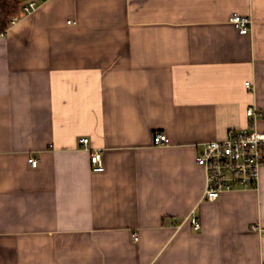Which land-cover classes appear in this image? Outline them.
<instances>
[{
  "label": "crops",
  "instance_id": "crops-1",
  "mask_svg": "<svg viewBox=\"0 0 264 264\" xmlns=\"http://www.w3.org/2000/svg\"><path fill=\"white\" fill-rule=\"evenodd\" d=\"M37 2L0 35V264H264V166L212 202L196 164L264 132V0Z\"/></svg>",
  "mask_w": 264,
  "mask_h": 264
},
{
  "label": "built area",
  "instance_id": "built-area-1",
  "mask_svg": "<svg viewBox=\"0 0 264 264\" xmlns=\"http://www.w3.org/2000/svg\"><path fill=\"white\" fill-rule=\"evenodd\" d=\"M37 0H29L23 6L22 14H30L37 8ZM20 18V16H19ZM13 18L11 24L19 20ZM230 23L242 35L251 32L253 19L249 16L235 14L230 18ZM250 86V83H246ZM248 124L241 129H232L222 140L203 142L196 156V164L205 172L204 199L215 201L222 194L231 191L258 188L261 168L264 166V132L256 126V118L260 112L254 107L246 109ZM82 146L89 145V138L80 140ZM154 145H169L170 138L164 133H156ZM91 168L94 173L105 171V162L100 150H95L90 155ZM33 167L38 166V160L30 158ZM195 230L200 228L196 218L192 219Z\"/></svg>",
  "mask_w": 264,
  "mask_h": 264
},
{
  "label": "trees",
  "instance_id": "trees-1",
  "mask_svg": "<svg viewBox=\"0 0 264 264\" xmlns=\"http://www.w3.org/2000/svg\"><path fill=\"white\" fill-rule=\"evenodd\" d=\"M29 0H0V35L11 25L14 17L22 15L23 5Z\"/></svg>",
  "mask_w": 264,
  "mask_h": 264
}]
</instances>
